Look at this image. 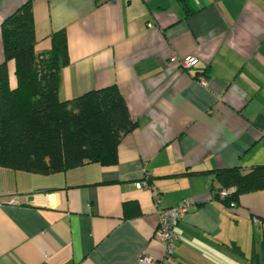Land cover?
I'll return each mask as SVG.
<instances>
[{"label":"crops","instance_id":"1","mask_svg":"<svg viewBox=\"0 0 264 264\" xmlns=\"http://www.w3.org/2000/svg\"><path fill=\"white\" fill-rule=\"evenodd\" d=\"M26 1L0 0V26ZM30 1L36 52L66 33L59 99L114 84L136 126L113 165L0 167V264L161 258L155 211L185 201L167 264H264V225L252 221L264 220V189L228 207L214 174L264 165V0ZM188 56L196 62L183 69L176 59ZM147 175L154 193L140 186ZM125 203L138 212L125 216Z\"/></svg>","mask_w":264,"mask_h":264},{"label":"trees","instance_id":"2","mask_svg":"<svg viewBox=\"0 0 264 264\" xmlns=\"http://www.w3.org/2000/svg\"><path fill=\"white\" fill-rule=\"evenodd\" d=\"M0 27L4 55L0 63V167L52 174L85 163L115 164L121 138L136 126L117 86L61 101L59 70L69 63L65 31L52 33L48 54L36 52L30 0L7 15ZM8 60L15 62L13 89ZM214 174L221 184L216 196L228 207L232 201L237 203L239 195L264 189V165L246 171L219 169ZM145 179L150 182L148 175ZM229 188L232 192L220 198L219 192ZM137 212L138 208L124 204L125 216Z\"/></svg>","mask_w":264,"mask_h":264},{"label":"built area","instance_id":"3","mask_svg":"<svg viewBox=\"0 0 264 264\" xmlns=\"http://www.w3.org/2000/svg\"><path fill=\"white\" fill-rule=\"evenodd\" d=\"M178 64L183 69H188L194 65L196 62V58L193 56H188L186 58L176 59ZM199 82L201 84H206V81L203 77H199ZM140 186H144L148 189H151L154 193V189L151 184H149L148 180H144L140 183ZM233 188L222 189L219 192V197L224 199L230 192H232ZM190 206L189 201L183 202L179 206L174 207H165V208H157L155 211L157 217V228L155 230V238L162 242L165 245L164 255L161 258H153L146 255H143L139 259V264H167V261L172 258V254L174 252V242L177 238L175 228L181 219L182 214H184L188 207ZM236 204L234 201L229 203V207H235ZM252 221L254 223H261L256 216H252Z\"/></svg>","mask_w":264,"mask_h":264}]
</instances>
